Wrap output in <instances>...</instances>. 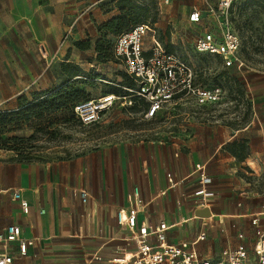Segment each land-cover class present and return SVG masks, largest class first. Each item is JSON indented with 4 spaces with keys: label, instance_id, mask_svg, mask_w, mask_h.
I'll return each instance as SVG.
<instances>
[{
    "label": "crops",
    "instance_id": "0c3cea01",
    "mask_svg": "<svg viewBox=\"0 0 264 264\" xmlns=\"http://www.w3.org/2000/svg\"><path fill=\"white\" fill-rule=\"evenodd\" d=\"M101 1L0 0V106L35 84L47 89L39 80L64 34L69 31L64 43L84 40L95 23L113 15ZM219 120L198 123L180 144L146 143L52 160L0 150V231L18 224L36 240L25 255L13 242L0 243V252L13 256L11 264H112L129 248V230L117 222L116 211L135 201L138 223H174L170 242L189 241L183 237L196 228L194 218L243 220L250 237L248 221L264 212V103H250V115L239 126ZM200 175L210 180L201 184ZM134 187L139 198L132 200ZM15 189L29 201L28 215L20 214ZM193 247L204 258L212 253Z\"/></svg>",
    "mask_w": 264,
    "mask_h": 264
},
{
    "label": "rangeland",
    "instance_id": "374dc122",
    "mask_svg": "<svg viewBox=\"0 0 264 264\" xmlns=\"http://www.w3.org/2000/svg\"><path fill=\"white\" fill-rule=\"evenodd\" d=\"M116 1L119 4L122 0H103L100 5L108 14H115L119 11ZM209 1L214 5L217 0ZM130 2L144 7L139 21L156 22V37L165 48L169 44L171 51L192 66L197 83L221 87L220 99L215 104L200 107L194 105L190 98H184L175 102L179 104L167 106L151 119L144 118L142 110L130 109L118 103L105 109L97 122L83 124L72 116L70 109L62 110L63 107L69 108L71 103L63 104L59 110L46 109L51 106V103H46L38 106L36 112L26 118L29 114L18 110L16 96L0 106V150L23 159L52 160L77 157L98 149L130 148L158 142L180 144L186 136L194 133L200 122H210L218 117L221 122L239 126L250 115V103H264V0H237L231 7V25L242 41L240 55L245 66L241 71L226 68L216 55L200 53L191 47L192 38L203 30L204 25H207L205 23L213 25L205 12L199 23L188 20V12L192 7L206 6L203 0ZM100 23H95V31L91 30L87 34L88 38L82 40L87 43V48L76 47L72 40L61 45L58 55L53 56L46 66V76L39 80L41 86L51 88L64 82L68 71L62 63L67 58L71 67L83 70V75L69 80V83L74 82L72 87L80 90L79 100L120 89L114 85V81L121 80L124 70L113 57L115 33L100 31ZM150 36V33L144 36L145 48L151 45ZM45 64L43 60V66ZM95 75L97 77H93ZM235 77L239 84L234 83ZM36 86L26 90V94L40 91ZM258 217L263 220L264 212L259 213ZM192 221L196 223V228L183 238L193 242L192 246H201L204 252L209 249L212 253L207 257L212 261L218 260L221 248L232 240L244 242L248 251L252 252L255 233L250 220V237L243 231V220L194 218ZM173 234L174 231L170 235Z\"/></svg>",
    "mask_w": 264,
    "mask_h": 264
},
{
    "label": "built area",
    "instance_id": "2783aa9c",
    "mask_svg": "<svg viewBox=\"0 0 264 264\" xmlns=\"http://www.w3.org/2000/svg\"><path fill=\"white\" fill-rule=\"evenodd\" d=\"M203 1L206 6L192 7L188 12V20L199 23L203 20L205 12L213 25L205 23L207 25H204L203 30L192 38L191 47L200 53L216 55L226 68L233 66L241 71L245 66L240 55L242 42L232 28L230 15L231 7L237 0H217L214 5L209 0ZM68 32L64 34L60 46L68 38ZM147 33L151 35V45L145 48L144 36ZM112 52L117 63L119 62L124 72L132 78L134 85L121 86L126 94L103 93L98 97L75 103L73 113L83 124L97 122L102 112L113 104L131 105L135 97L143 99L142 113L146 119L156 117L167 106L177 105L179 103L175 102L184 98H190L194 105L200 107L215 104L220 99L221 87H207L197 83L192 66L175 52L167 50L156 37L154 23L140 22L118 34ZM167 176L170 178L169 184L173 185L171 174L167 173ZM209 180L208 176L200 175L201 184ZM198 192L206 194L203 188ZM79 194L85 202L88 197L86 191L81 189ZM12 197L19 203L20 214L28 215L30 203L22 196L21 190L15 189ZM129 197L132 200L139 198L138 187L133 188ZM135 202L127 209L120 207L116 211L117 222L129 230V248L112 257V264H264V220H260L258 215L250 218L255 233L252 252L248 251L244 243H238L235 247L223 248L218 260L214 262L210 258L199 256L192 246L193 242L168 241L167 233L174 223H138L139 207ZM10 242L16 243L18 254L22 256L36 240L33 236H24L21 227L11 223L0 231V243ZM12 261V255L0 252V264H11Z\"/></svg>",
    "mask_w": 264,
    "mask_h": 264
},
{
    "label": "trees",
    "instance_id": "16d2710c",
    "mask_svg": "<svg viewBox=\"0 0 264 264\" xmlns=\"http://www.w3.org/2000/svg\"><path fill=\"white\" fill-rule=\"evenodd\" d=\"M116 5L117 8L119 5V11L117 10L116 14H113L108 20L101 22L98 26L100 31H108L111 33H115V37L118 34L126 30H129L135 24L142 22L139 20H140V16L144 12V7H142L141 5H137L133 2H130V0H122L119 4L118 1H116ZM148 22L154 23L155 21H148ZM73 45H75L80 49H84L88 47L87 43L83 42L82 40L73 41ZM166 49L171 51L169 44H166ZM63 62L64 63H62V66L64 69L68 71V74H67V78L64 80V82L61 85L47 88L41 91H32V92L29 91V95H27L26 92H22L17 95V108L18 110H20V112L29 114L27 115L26 118H29L30 114L32 113L34 114L38 106H42L46 103H51V106L47 107L46 109L55 108L58 110L59 108H61L63 104L71 103L69 108L63 107L62 110L70 109L72 116L75 117L73 113V105L80 101L89 99L87 98V99L79 100L80 90L72 87V84H74V82L69 83L70 82L69 80H71L72 78L83 75L82 74L83 70L81 68H74L73 66L71 67L68 61H63ZM231 67L235 68L233 66ZM93 77H97V75ZM233 81L235 84L240 83L237 77H235ZM116 84H118V86ZM114 85L116 87H119L120 89L117 91V89L115 88L105 93L111 92L118 94H126L127 92L123 90L121 86H133L134 82L129 75H127L124 71H122L121 80L114 81ZM125 107L135 110H143L144 101L141 98L135 97L133 98L132 104L127 105ZM1 122L2 121L0 120V124Z\"/></svg>",
    "mask_w": 264,
    "mask_h": 264
}]
</instances>
